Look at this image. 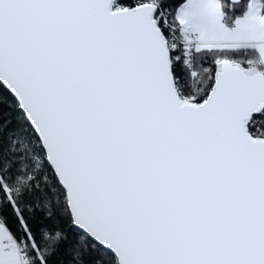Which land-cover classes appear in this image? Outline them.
<instances>
[{
  "label": "snow or ice",
  "instance_id": "obj_1",
  "mask_svg": "<svg viewBox=\"0 0 264 264\" xmlns=\"http://www.w3.org/2000/svg\"><path fill=\"white\" fill-rule=\"evenodd\" d=\"M0 264H264V0H0Z\"/></svg>",
  "mask_w": 264,
  "mask_h": 264
}]
</instances>
